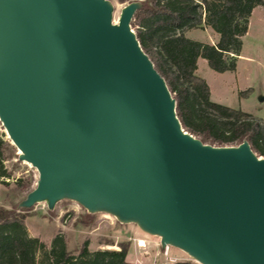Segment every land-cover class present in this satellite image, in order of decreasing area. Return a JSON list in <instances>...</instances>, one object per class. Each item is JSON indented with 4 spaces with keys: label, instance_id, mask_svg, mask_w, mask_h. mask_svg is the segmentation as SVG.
<instances>
[{
    "label": "water",
    "instance_id": "water-1",
    "mask_svg": "<svg viewBox=\"0 0 264 264\" xmlns=\"http://www.w3.org/2000/svg\"><path fill=\"white\" fill-rule=\"evenodd\" d=\"M111 0H0V122L37 171L18 202L69 199L199 264H264V156L187 131Z\"/></svg>",
    "mask_w": 264,
    "mask_h": 264
},
{
    "label": "trees",
    "instance_id": "trees-1",
    "mask_svg": "<svg viewBox=\"0 0 264 264\" xmlns=\"http://www.w3.org/2000/svg\"><path fill=\"white\" fill-rule=\"evenodd\" d=\"M140 2L130 25L174 96L181 125L202 141L216 145L238 144L246 139L257 155L264 156V119L211 100L208 84L196 73L199 58L205 59L216 72L235 70L250 14L255 7H264V0ZM205 27L217 34L214 44L185 35L190 29ZM251 90H241L238 96L246 98ZM5 146L0 138V176L9 175L3 169ZM23 219V213L0 206V264H132L126 260L125 246L119 250L89 251L85 241L74 254L57 235L47 248L38 238L27 234Z\"/></svg>",
    "mask_w": 264,
    "mask_h": 264
},
{
    "label": "rangeland",
    "instance_id": "rangeland-1",
    "mask_svg": "<svg viewBox=\"0 0 264 264\" xmlns=\"http://www.w3.org/2000/svg\"><path fill=\"white\" fill-rule=\"evenodd\" d=\"M111 1L114 5L113 20H117L120 8L125 2ZM186 36L211 44L217 40V34L208 27L191 29ZM240 53L242 57L236 61L235 71L216 72L208 66L205 59L200 58L196 73L209 85L211 100L264 119L262 6L255 7L250 14ZM247 88L252 89L249 96L239 97L238 92ZM0 138L6 143L3 149V169L9 172L8 176H0V206L23 213L27 234L38 238L47 248L58 235L66 248L74 254L78 253L86 241L89 251L119 250L121 246H125L126 260L132 264L136 260L142 264H169L175 261L199 264L175 247L161 248L157 236L145 233L134 223H121L107 213H88L78 203L69 199L56 202L52 209H48L44 202L35 203L29 208H19L18 202L36 184L37 171L29 163L18 159V150L8 139L1 122ZM139 239L144 241L143 246L138 245Z\"/></svg>",
    "mask_w": 264,
    "mask_h": 264
},
{
    "label": "crops",
    "instance_id": "crops-1",
    "mask_svg": "<svg viewBox=\"0 0 264 264\" xmlns=\"http://www.w3.org/2000/svg\"><path fill=\"white\" fill-rule=\"evenodd\" d=\"M192 30H193V29H192ZM189 31H191V29L188 30V31H186L185 34L187 35V33H188ZM241 57H242V55H241V53H240V54L237 56V60L240 59ZM199 59H200V58H199ZM237 60H236V61H237ZM197 62H198V61H197ZM235 70H236V68H235ZM235 70H234V71H235ZM196 71H197V69H196ZM208 86H209V85H208ZM209 89H210V88H209Z\"/></svg>",
    "mask_w": 264,
    "mask_h": 264
},
{
    "label": "bare ground",
    "instance_id": "bare-ground-1",
    "mask_svg": "<svg viewBox=\"0 0 264 264\" xmlns=\"http://www.w3.org/2000/svg\"><path fill=\"white\" fill-rule=\"evenodd\" d=\"M144 244H145V243H144V241H143L142 239H139V240H138V245H139V246H143Z\"/></svg>",
    "mask_w": 264,
    "mask_h": 264
},
{
    "label": "built area",
    "instance_id": "built-area-1",
    "mask_svg": "<svg viewBox=\"0 0 264 264\" xmlns=\"http://www.w3.org/2000/svg\"><path fill=\"white\" fill-rule=\"evenodd\" d=\"M164 248L167 249L168 246H165ZM134 264H142V263L140 261L136 260Z\"/></svg>",
    "mask_w": 264,
    "mask_h": 264
}]
</instances>
